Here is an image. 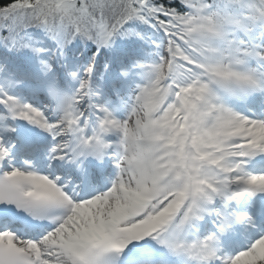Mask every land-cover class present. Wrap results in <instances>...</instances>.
<instances>
[{"label": "snow or ice", "instance_id": "1", "mask_svg": "<svg viewBox=\"0 0 264 264\" xmlns=\"http://www.w3.org/2000/svg\"><path fill=\"white\" fill-rule=\"evenodd\" d=\"M0 264H264V0H0Z\"/></svg>", "mask_w": 264, "mask_h": 264}]
</instances>
